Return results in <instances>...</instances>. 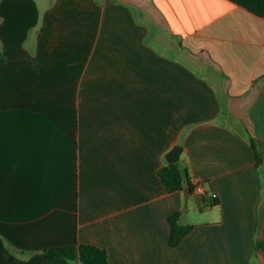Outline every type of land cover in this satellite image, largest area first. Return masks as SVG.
<instances>
[{
  "label": "crops",
  "instance_id": "0c3cea01",
  "mask_svg": "<svg viewBox=\"0 0 264 264\" xmlns=\"http://www.w3.org/2000/svg\"><path fill=\"white\" fill-rule=\"evenodd\" d=\"M176 144L217 205L167 191ZM176 211L193 227L173 247ZM79 243L109 264H264V17L232 0H0V264H60L43 249Z\"/></svg>",
  "mask_w": 264,
  "mask_h": 264
},
{
  "label": "trees",
  "instance_id": "16d2710c",
  "mask_svg": "<svg viewBox=\"0 0 264 264\" xmlns=\"http://www.w3.org/2000/svg\"><path fill=\"white\" fill-rule=\"evenodd\" d=\"M232 1L257 15L264 17V0ZM250 142L255 149L256 160L259 164L261 162L260 154L252 139H250ZM158 175L167 191L173 192L184 190L185 186H188L190 194H194L195 183L190 180L187 169L182 168L180 161L169 162L167 165L161 167L158 170ZM197 197L198 202L202 206L206 202H210L212 206L218 204V199L216 197L207 196L205 192ZM200 209H202L201 206ZM180 216L181 212L176 211L169 218L171 223L169 244L173 247L177 246L193 227L190 224H182L180 222ZM43 252L45 257L54 263L70 264L76 261L79 264H109L106 249L93 244L79 243L75 245L52 246L44 248Z\"/></svg>",
  "mask_w": 264,
  "mask_h": 264
},
{
  "label": "water",
  "instance_id": "95a60500",
  "mask_svg": "<svg viewBox=\"0 0 264 264\" xmlns=\"http://www.w3.org/2000/svg\"><path fill=\"white\" fill-rule=\"evenodd\" d=\"M182 146L181 145H174L167 153V158L168 161L170 162H176L180 159L181 153H182ZM190 194V190L189 187H185L184 188V198H185V202H187L188 197Z\"/></svg>",
  "mask_w": 264,
  "mask_h": 264
},
{
  "label": "rangeland",
  "instance_id": "374dc122",
  "mask_svg": "<svg viewBox=\"0 0 264 264\" xmlns=\"http://www.w3.org/2000/svg\"><path fill=\"white\" fill-rule=\"evenodd\" d=\"M197 206H198L197 201L192 198V200H190L188 205H187V208L189 210L190 220H196L195 219L196 216H203L204 214H202V213L207 211L206 209L196 210Z\"/></svg>",
  "mask_w": 264,
  "mask_h": 264
},
{
  "label": "built area",
  "instance_id": "2783aa9c",
  "mask_svg": "<svg viewBox=\"0 0 264 264\" xmlns=\"http://www.w3.org/2000/svg\"><path fill=\"white\" fill-rule=\"evenodd\" d=\"M202 193H204L203 185L199 183L198 181L195 182V188H194V194L199 196ZM211 197H216L215 195H211ZM205 207H210L212 206L210 202H206Z\"/></svg>",
  "mask_w": 264,
  "mask_h": 264
}]
</instances>
